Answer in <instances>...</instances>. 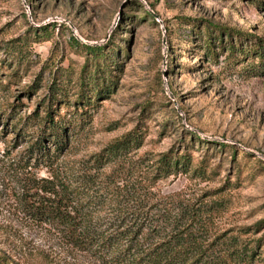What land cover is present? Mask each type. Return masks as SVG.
I'll return each instance as SVG.
<instances>
[{
    "label": "rangeland",
    "instance_id": "rangeland-1",
    "mask_svg": "<svg viewBox=\"0 0 264 264\" xmlns=\"http://www.w3.org/2000/svg\"><path fill=\"white\" fill-rule=\"evenodd\" d=\"M205 28L225 29L215 58ZM50 91L53 118L71 131L58 155L44 139L45 164L16 128L45 113ZM133 128L142 137L126 166L187 151L188 172L160 179V191L217 203L212 232L262 236L264 0H0V264H97L21 202L38 180L81 170ZM256 251L252 264H264V237Z\"/></svg>",
    "mask_w": 264,
    "mask_h": 264
},
{
    "label": "trees",
    "instance_id": "trees-1",
    "mask_svg": "<svg viewBox=\"0 0 264 264\" xmlns=\"http://www.w3.org/2000/svg\"><path fill=\"white\" fill-rule=\"evenodd\" d=\"M207 30L204 47L215 58L213 39L222 48L219 32L225 29L215 34ZM53 98L50 91L45 113L28 114L16 128V134L27 135L28 156L41 157L45 164L51 158L42 150L44 139L52 141V153L58 155L71 131L69 124L53 118L51 102L58 101ZM141 137L133 128L103 147L81 170L61 175L56 171L49 179L38 180L28 187L35 189L34 197L25 198L21 210L46 225L62 245L97 264H252L264 234L244 240L240 234L250 232L248 226L238 228L241 233L212 232L217 203L212 206V202H198L199 198L191 202L158 188L160 179L188 172L191 158L187 151L178 153L170 147L148 157L147 162L140 159L138 171L125 165V156L140 146ZM106 163L112 167L104 171ZM144 164L147 168L143 170ZM194 175L203 177L202 168Z\"/></svg>",
    "mask_w": 264,
    "mask_h": 264
}]
</instances>
